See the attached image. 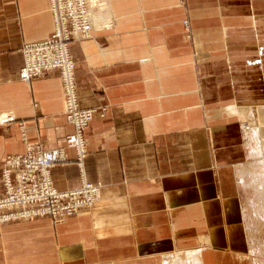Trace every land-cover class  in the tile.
<instances>
[{
    "label": "crops",
    "instance_id": "1",
    "mask_svg": "<svg viewBox=\"0 0 264 264\" xmlns=\"http://www.w3.org/2000/svg\"><path fill=\"white\" fill-rule=\"evenodd\" d=\"M89 5L93 29L68 50L78 104L95 107L81 172L101 182L100 198L56 220L0 222V264H164L178 252L252 264L243 122L264 110V0ZM48 6L0 0V113L13 115L0 124V160L25 144L60 146L72 130L57 71L18 77L22 43L53 26ZM64 150L51 169L58 190L80 181Z\"/></svg>",
    "mask_w": 264,
    "mask_h": 264
},
{
    "label": "built area",
    "instance_id": "2",
    "mask_svg": "<svg viewBox=\"0 0 264 264\" xmlns=\"http://www.w3.org/2000/svg\"><path fill=\"white\" fill-rule=\"evenodd\" d=\"M48 9L53 26L44 36L22 43L23 60L18 77L28 81L48 71H57L64 118L72 130L63 136L64 144L60 146L43 148L38 143L25 144L22 151L0 160V222L39 215L56 220L90 207L100 194L101 182L88 181L81 172L82 160L87 154L83 131L95 107L83 108L78 104L74 60L68 50L72 38L90 34L91 7L89 0H49ZM182 21L186 24L187 19ZM101 109L103 113L104 107ZM11 120V113H0V124ZM65 147L74 151L80 181L73 188L58 190L51 179V169L55 163L68 159Z\"/></svg>",
    "mask_w": 264,
    "mask_h": 264
},
{
    "label": "rangeland",
    "instance_id": "3",
    "mask_svg": "<svg viewBox=\"0 0 264 264\" xmlns=\"http://www.w3.org/2000/svg\"><path fill=\"white\" fill-rule=\"evenodd\" d=\"M188 21V20H187ZM183 24V21H182ZM183 26L188 27V22ZM261 101L264 102L262 98ZM253 113L250 119H244L243 129L247 134L250 148V187L247 185L244 200L247 209V227L250 231L249 245L252 264H264V110ZM250 130V131H249ZM254 135H253V134ZM256 136V137H254ZM164 264H199L195 252L171 254Z\"/></svg>",
    "mask_w": 264,
    "mask_h": 264
},
{
    "label": "bare ground",
    "instance_id": "4",
    "mask_svg": "<svg viewBox=\"0 0 264 264\" xmlns=\"http://www.w3.org/2000/svg\"><path fill=\"white\" fill-rule=\"evenodd\" d=\"M95 2V1H94ZM103 16V15H102ZM99 17V16H98ZM100 18V17H99ZM91 22H92V26H93V14H92V20H91ZM93 29V28H92ZM90 39V38H89ZM250 131V130H249ZM253 134V133H252ZM254 135V134H253ZM254 137H256V136H254ZM83 174V173H82ZM100 198V197H99ZM94 204V203H93Z\"/></svg>",
    "mask_w": 264,
    "mask_h": 264
}]
</instances>
